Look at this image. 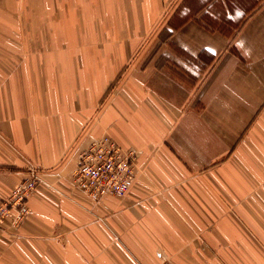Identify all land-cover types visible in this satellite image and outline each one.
<instances>
[{
	"label": "crops",
	"instance_id": "1",
	"mask_svg": "<svg viewBox=\"0 0 264 264\" xmlns=\"http://www.w3.org/2000/svg\"><path fill=\"white\" fill-rule=\"evenodd\" d=\"M103 136L136 169L94 201ZM29 165L0 264H264V0H0V202Z\"/></svg>",
	"mask_w": 264,
	"mask_h": 264
},
{
	"label": "built area",
	"instance_id": "2",
	"mask_svg": "<svg viewBox=\"0 0 264 264\" xmlns=\"http://www.w3.org/2000/svg\"><path fill=\"white\" fill-rule=\"evenodd\" d=\"M136 154L125 150L110 137L103 136L79 155L78 166L72 172L74 186L94 201L110 194L124 196L132 185L136 169ZM26 176L0 202V222L12 215V226L20 224L30 213L28 198L40 181L37 168L29 165ZM159 264H172L170 260Z\"/></svg>",
	"mask_w": 264,
	"mask_h": 264
},
{
	"label": "rangeland",
	"instance_id": "3",
	"mask_svg": "<svg viewBox=\"0 0 264 264\" xmlns=\"http://www.w3.org/2000/svg\"><path fill=\"white\" fill-rule=\"evenodd\" d=\"M191 2H189L188 4H190ZM195 4H198L197 6H196V8L197 7H199V5H200V2H193V6L195 5ZM198 9V8H197ZM161 24L160 25H166L167 24V17H163V18H161V22H160ZM165 36H166V33L165 32H163V33H161V39H164L165 38ZM150 55L151 54H149V56H148V58H150ZM166 66V64L164 65V67ZM167 71V70H166ZM166 71H164L165 73H166ZM122 72H123V70L121 71V72H119V74H118V77L117 78H120V76H121V74H122ZM182 76V77H181ZM189 77L191 76V74H189L188 75ZM180 77L183 79V74L182 75H180ZM192 79V78H191ZM194 80H190L189 82H191L192 84L194 83L193 82Z\"/></svg>",
	"mask_w": 264,
	"mask_h": 264
}]
</instances>
